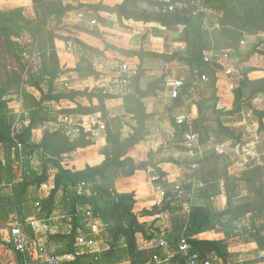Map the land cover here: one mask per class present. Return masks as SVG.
<instances>
[{"label":"trees","instance_id":"1","mask_svg":"<svg viewBox=\"0 0 264 264\" xmlns=\"http://www.w3.org/2000/svg\"><path fill=\"white\" fill-rule=\"evenodd\" d=\"M235 1L238 3L237 9H223V0H208L214 13L217 4L221 10L217 26L210 32L203 27V17L192 18L187 10L160 15L152 11L151 0H122L113 6L99 0L94 4H79L76 7L64 4L62 0H31L27 6L0 10V224L10 217L23 222L31 214L40 219H59L56 217L59 214L55 203L57 200L65 203L71 220L69 229L50 238L52 244L65 243L68 254L73 256L72 260L63 264H145L153 253L140 248L137 236L151 240L155 234L164 238L172 251L180 238H185L188 252L182 255L173 251V262L183 263L186 256L197 254L201 260L211 258L229 263L232 256L228 248L236 238L231 237L232 229L237 221L250 217H253L251 228L243 230L245 237L241 243H255L258 250L264 251V220L260 225L255 223L257 218L264 215V183L260 178L264 176V167H256L239 177H231L227 156L211 154L194 158L185 165L184 170L187 169L189 180L202 186L203 202L192 204L184 213L170 195L158 199L149 209L135 212L134 193H117L114 190V183L119 176H133L156 167L152 153L145 148L146 123L150 117L146 112L145 100L163 90L166 74L163 73L141 90L139 83L149 71L145 62L152 68H155V63L164 66L165 63L175 62L186 70L185 73L191 79L207 77L203 94L208 92L209 98L201 103L195 101L198 118L208 112L215 114L216 118L211 124H207L208 121L199 124L196 133L201 144L205 143L209 135L225 140L227 147L241 142V136L224 126L220 117L233 116L244 109L249 110L256 118L258 130L264 127V111L252 107V101L258 95H264V79L250 80L248 75L255 68L245 64L259 52L253 48L241 58L237 67L238 86L233 90L232 109L227 112L216 108V74L219 67L214 62H204V55L213 50H232L236 56L241 57L237 51L245 36L264 35V0ZM141 4L144 8L139 9ZM76 9H84L85 13L96 17L101 25L106 22L99 13H105L114 15L120 27L126 21L154 23L166 31L179 32L181 35L180 42L174 46L170 55L142 49L126 52L120 50L123 55L139 61L133 78V91L120 99L124 113L131 121L129 133L125 137H122L119 130L111 127L113 122L108 118L106 103L113 97L106 94L104 89L96 87L90 91L56 92L54 88L58 75L64 72L55 47L56 41L64 38L56 33L61 30L59 27L64 16ZM208 26L212 27L211 19ZM76 46L85 55H98L96 49L89 48L80 41H76ZM21 52L26 53L27 59L31 60H24ZM163 66L160 67L161 70ZM26 68L28 79L23 82ZM74 71L80 77H91L95 82L101 76L85 57L80 59ZM191 79L186 83H190ZM14 93H20L28 124L12 134L14 123L9 118V103L12 100L10 95ZM78 98H86L90 105L77 104L74 109L60 111V116L100 113L105 126L106 142V147L101 151L103 161L95 166L87 165L82 170L66 168L62 163L66 155L94 144L89 134L82 133L77 140L68 141L59 128L54 132L44 131L39 142L33 138L34 130L59 116L50 109V102H74ZM93 98L97 100L96 106L91 105ZM171 101L170 110L182 105L181 98ZM205 102H209V105ZM172 126L175 144L180 145L181 135L188 130V126L176 125L175 122H172ZM18 145L22 146L21 151L18 150ZM177 147L187 151L184 147ZM33 153L39 154V174L29 169V157ZM17 161L21 164L23 178L20 180L13 173V165ZM189 165L193 168L188 170ZM49 169L54 170L53 185L47 195H42V187L49 182ZM79 183L86 184L83 196H78L74 191ZM2 186L8 189H3ZM59 195L63 199L58 198L61 197ZM220 195L225 197L226 206L221 211H215L210 203ZM84 205L90 206L93 214L101 219L103 234L109 245L100 252L75 255L74 240L77 228L82 224V217L77 210ZM146 219L153 220L147 222ZM215 229L221 230L223 239L197 238L201 233Z\"/></svg>","mask_w":264,"mask_h":264},{"label":"crops","instance_id":"2","mask_svg":"<svg viewBox=\"0 0 264 264\" xmlns=\"http://www.w3.org/2000/svg\"><path fill=\"white\" fill-rule=\"evenodd\" d=\"M113 0H103V3L108 6H113L115 4L121 3L122 0H118L116 3H112ZM26 2V3H25ZM29 2L31 0H0V10H7L16 8L20 5H29ZM64 4H69L72 6H76L78 3L82 4H94L99 2V0H62ZM82 15L79 14L78 11H76L75 18L71 17L70 13H67L64 18L62 19V26L67 27L66 30H60L56 34L64 38L63 40L56 41L55 47L56 52L58 56V60L60 63V66L62 70L64 71L62 76L64 77L63 81L61 80H55L54 88L56 90V86L59 84L64 83V81L69 76V71H73L76 78L79 79H87L91 77H80L79 74L74 71L76 65L82 58L78 55L79 52H83L82 50L78 49L76 46V41L82 42L85 46L89 48H93L97 50L96 56L94 58H97L99 61V64L96 66H92L94 70L99 72L101 76L99 77L98 81V88L104 89V87L107 85L108 81V69L105 67L107 64H114L116 62H110L109 60L106 61V59H120L119 61H128L127 58H130L126 55H123L120 50L122 51H137L139 49H142L144 51H154V50H148L145 46H141L138 44V38H133L132 36L140 34L141 30L140 27H144L145 29H150L153 27L160 28L157 24L154 23H137L133 21H126L124 22L123 27H120L118 23L116 22V18L114 15H108L105 13H99V16L103 18L106 22L105 25H101L98 21L99 26H91L90 21L86 24H81L82 22H79L78 19ZM71 18V20H70ZM95 20V19H92ZM112 22L113 26H110L108 23ZM70 25V27H68ZM83 27H86L83 29ZM92 28L95 29V32H91ZM115 29L120 32H122V35L130 36L128 33H134L130 36L129 39L124 38V42L126 46L124 47H117L116 52L120 54H114L113 50L114 48H107L104 43L106 42L105 39H103L102 33H107L110 29ZM96 29H99L100 32H97ZM161 29V28H160ZM162 30V46L160 50H158V53H164L167 55H170L173 52V47L171 43L172 34L169 31H166L164 29ZM119 32V34H121ZM100 34V35H99ZM245 40L248 39L251 43H245L244 40H241L240 42V48H239V55L248 54L253 48L255 49L257 53L254 57H252L247 63H245L247 66H252L255 68L254 71H252L248 77L250 80H260L264 79V36L256 35V36H245ZM68 39H73V42L75 44V53H67L65 51V44ZM254 39L257 40V42H254ZM66 41V42H65ZM261 54V55H260ZM221 57V59L224 57L223 55H218ZM234 62L232 61H226L224 58L223 63L225 65V68H230L234 71L233 75L226 76L225 73H218L216 74V97H217V103L216 108L221 111L227 112L232 109L234 97H233V90L238 86V83L236 81L237 77V65L236 62H240L242 57H237ZM93 58H86L87 61H91ZM131 59V58H130ZM137 61L136 68L139 65V61L136 58H133ZM105 61V62H102ZM144 65H147L146 69L149 71L151 70V67H148V63L145 62ZM155 68L160 71V75L151 73L147 74L146 77H144L140 83L139 87L141 90H144L148 83H151L155 81L156 79L160 78L163 74V71L161 70L162 66H160L159 63L154 64ZM161 67V68H160ZM154 68V69H155ZM103 69H106L107 71L104 72ZM69 70V71H68ZM71 78H75L73 75H71ZM93 80V79H92ZM94 81V80H93ZM95 82V81H94ZM164 88V86H163ZM72 90H80L78 88H72ZM92 90V89H90ZM89 90V91H90ZM59 92V91H56ZM35 95H38L37 92H34ZM264 95H258L253 101L252 105L257 106L255 107L258 111H264V103L259 104L260 101H264ZM82 101H85L84 103ZM190 100L182 101V106L187 107L189 106ZM171 100L168 97L167 92L165 89L158 92L156 95L151 96L145 100V107L147 114L150 115L149 119L147 120L146 127H147V136H146V144L145 148L148 152L152 153V158L156 164L155 168H149L145 172H138L133 176L123 177L119 176L118 179L114 183V190L117 193H134V199H135V205H134V211L139 212L143 209H149L151 206H153L155 203H157V195L154 192V186L158 183L167 184L168 186L173 184L174 182L180 180L182 178L181 176V165L182 163H190V160L192 159V154L189 151H183L179 149L180 146L183 148V146L180 144H175L174 141V129L172 126V114L173 110H170L171 107ZM79 104L81 106H89L90 102L86 98H78L74 102L70 101H60L58 103L50 102L49 107L50 109L55 112V115L57 116L56 120L51 121L49 123L44 124L42 127L37 128L33 131V138L34 141L39 142L44 134V131L54 132L59 130V120L60 117L59 112L66 109H74L76 105ZM97 100L92 99L91 105L96 106ZM187 105V106H186ZM9 109L13 110L14 115H16V118H20L22 125L26 127L28 124L27 120V113L22 106V102L20 97L18 100L12 101L9 103ZM106 110L108 112V118L113 122L112 128L114 130H119V122L116 117H120L122 115L125 116L124 110L121 105L120 99L110 98L107 100L106 103ZM244 111V110H243ZM242 111V112H243ZM194 112V111H193ZM238 113L233 116H221L220 120L221 123L228 127L231 131H233L236 135L241 136V142L244 143H251L255 144L254 142H250L249 138H247L246 134H244L243 129H245V126H241L237 123L234 124V122L237 121V118H241L243 114ZM79 116V115H76ZM127 116V115H126ZM190 116L193 119V113L190 112ZM83 118H89L93 119L99 122H102V117L100 113H93L91 115L87 116H80ZM197 117V115H196ZM254 125L258 126L257 120H252ZM15 123V122H14ZM264 123V120H263ZM104 124V123H103ZM131 124V123H130ZM129 124V125H130ZM19 125V124H18ZM120 131V130H119ZM129 133V132H128ZM126 136V135H125ZM122 135V137H125ZM94 144L92 146L77 149L75 152L66 155V157H73V159L70 162V167L66 168H72L76 170H82L85 166H95L100 164L103 161V156L101 154V151L104 147H106L105 142V135L104 131H95L93 135ZM83 164L82 167H79L80 164ZM76 166V167H75ZM78 166V167H77ZM75 167V168H73ZM54 174V172H53ZM53 174L49 177V186L50 188L53 185ZM161 174V176H160ZM153 179H157L154 181ZM224 200L226 202V199L224 197ZM188 211V208L185 210V212ZM153 219H146L145 221L150 222ZM221 232V230L215 229L206 231L204 233H201L198 235L197 238L203 239V240H221L224 238V234ZM139 236H137L138 244L141 249H145L148 253H154L156 251V245L157 240L159 236L157 234L154 235V237L151 240H144L143 243L139 242ZM141 237V236H140ZM257 250V251H256ZM254 251H256V254L258 255L260 253V250H258L257 245L255 243H236L235 241L232 242V244L229 245L228 252L232 256V260H237L238 263L236 264H243V259H253ZM248 258H247V257ZM257 259V258H256ZM245 264V263H244ZM247 264H263L260 262H255L253 260L252 262L249 261Z\"/></svg>","mask_w":264,"mask_h":264},{"label":"built area","instance_id":"3","mask_svg":"<svg viewBox=\"0 0 264 264\" xmlns=\"http://www.w3.org/2000/svg\"><path fill=\"white\" fill-rule=\"evenodd\" d=\"M151 1L153 2L152 11L160 15L187 10L189 16L192 18L203 17V27L206 30L208 28L209 20L214 13L213 9L208 4V0ZM78 21L82 22L83 19L80 17ZM90 25L99 26L96 20H91ZM65 51L70 54L76 52L75 44L72 40L66 42ZM181 51H183V47L181 48ZM78 55L85 58H93L90 61L92 66L99 64L98 59L94 58V56L91 57L85 55L83 52H79ZM222 59L218 55H204V62H214L223 70L226 76L233 75L234 71L230 68H225ZM105 67L108 69V81L107 85L104 87V92L117 99H121L131 94L133 91V78L135 75V70L132 66L124 60L114 64H106ZM27 79L28 75L26 68L23 75V82H26ZM63 79L64 77L62 74L58 75L57 80L63 81ZM207 82L208 79L205 76L199 78L194 77L189 84L186 83L185 78L179 77L165 79L163 86L170 100L181 98L182 101H186L193 93L198 91L200 85H206ZM65 87L66 89H69L68 86ZM58 120L61 133L68 141L77 140L82 133L89 134V138L93 139L95 131L105 130V126L102 122L76 115L64 114L61 115ZM174 122L176 125L188 126V130L181 135V145L189 152L193 150L201 151L202 144L200 143L199 135L196 132L191 131L193 123L191 116L187 112L179 114L175 117ZM17 129L18 121L12 126V134H14V131ZM203 149L211 154L230 157L232 163L243 165V161H247V156L253 151L254 144L239 142L231 147H227V142L225 140H218L214 135H209L203 144ZM18 150H22L21 145H18ZM190 168H193V166H190ZM53 172V169H49L48 175L50 176ZM153 180L156 181L157 179ZM195 183L196 182H192L189 179L186 180L185 178L180 182H174L169 186L167 184L158 183L154 186V192L157 195V199H164L169 196L170 193L175 194L177 198H183L188 196L185 188L187 186H192ZM85 190V183H79L74 189L78 196H83ZM190 202L192 205L191 198ZM77 211L82 217V224L77 228V235L74 240L75 255H79L77 253L79 249L88 246L86 233L93 238H96L104 229L101 219L93 214L90 206H80ZM245 219L246 218L235 223L231 237L235 238L243 230H249L251 228V223ZM56 222L57 218L39 219L34 216H29L25 218L23 222L17 221L9 226L8 239L6 241L9 244L12 257L9 260L6 258H0V264H63L64 262L72 260L73 256L69 254L65 257L66 261H63V259L58 256L57 248L50 242L51 237L61 233ZM173 251L182 255L188 252V244L185 238H180ZM173 251L168 248L166 240L159 237L157 240L156 251L153 253L151 259L145 264H229L211 258L201 260L197 254L186 256L183 263L173 262ZM263 257L264 251H260L258 259Z\"/></svg>","mask_w":264,"mask_h":264},{"label":"rangeland","instance_id":"4","mask_svg":"<svg viewBox=\"0 0 264 264\" xmlns=\"http://www.w3.org/2000/svg\"><path fill=\"white\" fill-rule=\"evenodd\" d=\"M116 2H118V0H113L112 1V3H116ZM223 2H224V5H225V7L223 9H225V8H227V9L236 8L237 9V7H238V3L235 0H223ZM29 4H30V2H29ZM79 4H82V3H78L77 5H79ZM20 6H27V5L25 4V5H20ZM142 8H144V5H142V4L139 5V9H142ZM76 11H78L79 14L82 15L81 18L83 19V21H82L81 24H86V26H88L87 23H89V21L92 20V19H95L98 22V19L96 17L92 16L91 14L85 13L84 9H76V10L68 12V13H70L71 17H73V19L75 18ZM220 13H221V10H219V5L217 4L216 5V11L213 14V16L210 18L211 21H212V27L210 28L208 26L209 32L213 31L215 29V27L217 26L216 22L218 20V16L220 15ZM70 20H71V18H70ZM61 24H62V21H61ZM108 24L110 26H113L112 22H110ZM68 27H70V25H68ZM100 27H101V25H100ZM84 28H86V27H83V29ZM160 28L164 29L162 27H160ZM160 28L153 27V28L148 29V31H147V29H145L144 27H140L141 32L138 35V37L136 35H134L132 37L133 38H138L137 42L142 47L145 46L148 50H154L155 52H158V50H160V48L162 46V35H163L161 33L162 30ZM59 29L66 30L67 27L60 25ZM91 30H92L91 32H93V33L95 32L94 28H92ZM96 30H97V32H100L99 29H96ZM119 32L120 31L111 28L110 30L107 31V33L103 32L102 36H103V39H105V41H106L104 43V45L107 48H110V47L114 48L115 50L111 49L113 51V53L114 54L116 53V54H118L120 56L121 53L119 51L118 52L120 54L118 52H116V50H118V49H116L117 47H114V46H118V47L126 46V44L123 43L124 42V38L129 39L130 36L133 35L134 33H128L130 36H125V35H122L123 34L122 32H120L121 34H119ZM170 33L172 34L171 43H172V47L174 48V46H176V44L178 42H180L179 39H180L181 35H180L179 32H170ZM261 36H264V35H261ZM69 40L73 41V39H69ZM242 40H244L245 43H248V44L251 43L248 39L245 40V38H243ZM254 42H257V40L254 39ZM239 48H238V51H239ZM183 50H184V48H183ZM21 54H22V57H23L24 60H31V59H27L28 55L26 53L21 52ZM209 54H211L213 56L214 55H223L224 56L223 58L226 61L234 62L236 59H238L237 58L238 56H236V53H234L232 50H222V51L213 50V51L209 52ZM238 54H239V52H238ZM240 56L244 57L246 55H244L242 53V55H240ZM127 59H128L127 62L132 66V68L134 70H136L137 61L135 59H133V58H131V59L127 58ZM108 60L109 61L111 60L110 62H117L120 59H106V61H108ZM88 62L90 63V61H88ZM102 62H105V61H102ZM155 64H157V63H155ZM236 65L237 66L240 65L239 61L236 62ZM153 66L155 67V65H153ZM156 68H159V67H156ZM156 68L154 69V68L151 67L152 71H148V74L154 73V74L160 75V71L158 69H156ZM103 71L106 72L107 70L103 69ZM162 71H163L164 74H166V78L165 79L181 77V78H185L186 82H188V80L192 78V77H190L189 74L185 73L186 70L183 67H181V65H179V64H177L175 62L174 63H165L164 66H163V70ZM68 73H69L68 78L64 81V83L59 84V85L56 86V91H59V92H65L66 91L67 92L69 90H72V88H78V89H82V90H90V89H94V88L98 87V84H97L98 82H94L92 80V78L79 79V78H76V76L74 75L73 71H69ZM218 73H223V70L221 68H219V70H217V74ZM71 75H73L75 78H71ZM187 84H189V83H187ZM65 86H68L69 89H66ZM204 86L205 85H200L198 91L193 93L190 96V98H188V100H190L189 101L190 102L189 106L186 105L187 107H185V106L183 107L181 105L176 110L173 111V114L171 116L172 122H174L175 117L177 115L182 114V113H186V112L189 115H190V112L193 113V115H194L193 119H192L193 122L195 120L199 119L198 118L199 113H198V109H197V106L195 104V101L197 100V102L201 103L204 100H207L209 98L208 92L203 94V92L205 90ZM163 89H165V88H163ZM201 94H203V96ZM10 96L12 97V101L15 102V100H18V98L20 97V93H14V94H11ZM82 102L84 103L85 101H82ZM205 103L209 105V102H205ZM263 103H264V101H260L259 104H263ZM252 107L255 109V107H257V106H253L252 105ZM219 110H221V109H219ZM10 112L11 113L9 114V118L11 120V123H14V122L18 121L19 125H18V129L17 130L19 131L21 129L20 126L22 125L21 120H20V118H18V119L16 118V115H14L13 110H10ZM242 114L243 115L240 116L241 118H237V121L234 122V124L237 123V124H239L241 126L242 125L245 126V129H243L244 134H246L247 138H249V141L251 140L250 142H254L255 144H254L253 151H251V153L249 154L250 156L249 155L247 156V161H243L244 162L243 165H236V164L232 163L231 160H230V157H228L227 163L228 164L230 163L229 167H228V170H229V174H230L231 177H239L243 173L248 172L250 170H253L256 167H258V168L264 167V127L262 129L258 130V126L257 125L255 126L254 123L252 122V120H256V118L252 115V113L249 110L244 109ZM196 115H197V117H196ZM205 116H208V118H209V120H207L209 123L207 122V124H211L210 122H213L215 120V118H216V115L213 114L212 112H208ZM203 117H201V118H203ZM117 119H118V122H119V126L118 127H119V130H120V133L123 136L127 135L128 132H129V124L131 123L130 118L128 116H126V115L123 116V117L121 115L120 117H116L115 120H117ZM191 153H193L191 160H193L196 157H205V156L211 155L210 152L204 151L203 144L201 145V151L193 150V151H191ZM0 155H1V149H0ZM72 159H73V157H66L65 156L63 158V163H62L63 166L64 167H70V162H71ZM191 160H190V162H191ZM40 163L41 162H40V158H39V154L38 153H33L29 157V167H30L29 169H32V172L38 173V174L41 172ZM186 164L187 163H182L181 168H180V170H181L180 172H181L182 178L180 180L176 181V182H180L183 178L188 180V178H187V174H188L187 169L184 170ZM82 166H83V164L81 163L79 165V167H82ZM75 167H73V168H75ZM189 169H191L190 165L188 166V170ZM13 173H14V176H15V178L17 180H20L21 178H23L22 177V172H21L20 161H17V162L14 163V165H13ZM50 176H52V174H50ZM260 178H261V180L264 183V176L260 177ZM49 182H47L42 187V190H41V194L42 195H47L48 194V192L50 190ZM1 188H3V189L5 188L6 189L7 187L6 186H2ZM201 188H202V186H200L198 183H195L191 187L187 186L185 188V190L188 193L187 197L177 198L175 194H171V193L169 195L172 197V200H175V204L182 208V210H183L182 212L184 213L185 210L191 206L190 198L192 200V204H199V203L203 202L202 196H201ZM59 196H61V195H59ZM58 198H62V196L58 197ZM210 204H211V207L215 211H221L226 206V202L224 200V196L223 195H220L217 198L213 199ZM55 208H56L57 214H59V215L56 216V217L59 218V219H57V226L59 227L61 232L67 231L69 229L70 221H71L70 217H69V214L67 213V205L65 203H61L59 200H57V202L55 203ZM30 216H34L36 218H39L35 214H31ZM252 218L253 217H250V219L246 218L245 220H248L249 222H251ZM262 220H264V215L262 217L260 216L259 218H257V220H255V223L260 225ZM17 221H18L17 218L10 217L9 219L5 220L4 222H2L0 224V258H2V259L6 258V259L9 260L12 257L10 248L7 245L8 243H7L6 240L8 239L9 226H11L12 224L16 223ZM243 237H245V234L242 231V232H240L239 235L236 236L234 241L236 243H241ZM86 238H87V241H88V246L79 249L77 251V253L79 255H83L86 252H90V253L100 252V251L106 250L108 248L109 241H108V239L105 238V236L103 234V231L96 238H93L91 235H88L86 233ZM138 238H139V242L143 243V238L140 237V236ZM53 245L58 250V256L61 257L63 259V261H66L65 257L68 256L69 254H68L67 248H65V243L62 244V245L61 244L58 245L56 243H53ZM256 251H254L253 256H251V257H253V259H247V260L243 259V264L244 263L247 264V263H249V261L252 262L253 260H255V262H260V263L264 264V257L261 258V259H258V255L256 254ZM236 263H238V262H237V260L235 261L234 259L231 260V262H229V264H236ZM122 264H127V263H122Z\"/></svg>","mask_w":264,"mask_h":264},{"label":"water","instance_id":"5","mask_svg":"<svg viewBox=\"0 0 264 264\" xmlns=\"http://www.w3.org/2000/svg\"><path fill=\"white\" fill-rule=\"evenodd\" d=\"M207 120H209L208 116H204L203 118L197 119L193 122L192 126H191V131L192 132H197L198 126L201 123L206 122Z\"/></svg>","mask_w":264,"mask_h":264}]
</instances>
